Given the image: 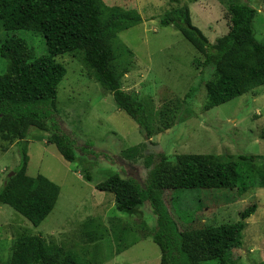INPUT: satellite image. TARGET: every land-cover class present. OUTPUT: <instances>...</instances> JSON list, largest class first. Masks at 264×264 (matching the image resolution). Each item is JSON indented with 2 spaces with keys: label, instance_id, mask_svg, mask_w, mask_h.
Wrapping results in <instances>:
<instances>
[{
  "label": "rangeland",
  "instance_id": "374dc122",
  "mask_svg": "<svg viewBox=\"0 0 264 264\" xmlns=\"http://www.w3.org/2000/svg\"><path fill=\"white\" fill-rule=\"evenodd\" d=\"M102 1L108 6L138 10L143 17L140 24L121 31L113 41L117 52L115 67L118 72L127 70L122 77L124 90L153 98L160 113L168 104L182 102L190 88L197 91L185 99L188 103H183L171 128L146 140L138 123L118 107L112 92L96 79L83 50L57 56L67 73L58 87L54 120L76 139L78 159L66 160L55 144L48 143V131L29 129L27 173L46 175L59 184L61 192L52 212L38 226L10 205H0L2 263L11 260L15 242L25 230L91 258L96 245L87 242L82 226L88 218H95L107 226L98 243L105 258L103 264H161V249L151 236L119 254L114 252L112 217H120L127 225L147 221L151 228L156 226L157 218L149 201L137 209L119 211L114 194L97 189L99 182L119 172L145 184L148 156L151 154L156 162V155L162 152L172 161L182 153H206L221 158L253 154L264 162V139L260 137L264 127V85L203 111L207 100L205 85L214 76L212 68H203L204 55L179 30L161 24L162 17L178 4L171 0ZM230 1L180 0V4L188 5L193 23L215 42L230 30ZM234 1H245L258 10L253 26L257 39L264 42V0ZM9 35L26 40L36 57L48 53L40 33L24 29L6 32L0 26V43ZM7 67V59L0 55V75ZM139 144L144 146L142 153H124ZM20 161L18 141L6 142L0 137V189ZM88 171L91 181L85 178ZM164 198L178 231L205 223L237 222L245 208L256 204L255 213L247 219L242 243L232 250L228 264H264V187L166 190ZM200 264L219 263L207 260Z\"/></svg>",
  "mask_w": 264,
  "mask_h": 264
},
{
  "label": "trees",
  "instance_id": "16d2710c",
  "mask_svg": "<svg viewBox=\"0 0 264 264\" xmlns=\"http://www.w3.org/2000/svg\"><path fill=\"white\" fill-rule=\"evenodd\" d=\"M178 5L161 19L162 25H172L204 55L203 68L210 67L213 78L206 82L207 111L264 85V42L257 39L253 26L258 10L245 1L231 0L228 4L230 30L211 42L195 25L188 5ZM138 10L108 6L102 0H0V26L6 32L20 29L40 33L48 53L39 57L21 37L7 36L0 43V55L8 67L0 75V137L6 142L17 140L21 161L12 176L0 189V205L8 204L18 213L40 225L57 204L61 188L44 174L27 173L28 132L31 127L48 131V143L55 144L68 161L78 159L76 139L64 132L57 121V93L67 69L56 57L83 50L84 58L94 70L96 79L112 92L118 107L139 125L146 140L171 128L185 99L196 88H190L182 102L170 103L160 113L151 97H140L124 90L122 77L127 70L115 67L117 52L113 41L118 34L140 24ZM264 139V127L260 132ZM143 144L131 146L124 153H142ZM150 154L146 165L149 173L145 184L134 176L116 172L96 187L111 192L119 211L134 210L149 201L156 215L154 228L147 221L123 224L120 217L110 219L119 254L142 238L151 236L161 249V264H200L215 260L228 264L232 250L243 240L247 219L255 213L256 204L245 208L239 221L218 225L205 223L200 227L177 230L176 222L164 201L166 190L264 187V162L253 154L237 158H221L215 154L182 153L175 161L164 152ZM85 178L93 179L88 171ZM87 242L95 243L92 257L81 256L72 249L47 241L38 234L23 231L15 242L11 260L0 264H103L105 258L98 245L107 226L95 218L83 223ZM132 236V239L129 237Z\"/></svg>",
  "mask_w": 264,
  "mask_h": 264
},
{
  "label": "water",
  "instance_id": "95a60500",
  "mask_svg": "<svg viewBox=\"0 0 264 264\" xmlns=\"http://www.w3.org/2000/svg\"><path fill=\"white\" fill-rule=\"evenodd\" d=\"M13 174H14V171H12L9 176H12Z\"/></svg>",
  "mask_w": 264,
  "mask_h": 264
}]
</instances>
